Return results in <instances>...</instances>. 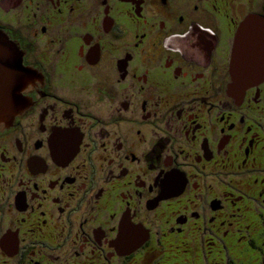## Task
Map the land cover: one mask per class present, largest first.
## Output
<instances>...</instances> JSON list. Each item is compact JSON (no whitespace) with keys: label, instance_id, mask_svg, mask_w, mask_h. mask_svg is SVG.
Listing matches in <instances>:
<instances>
[{"label":"flooded vegetation","instance_id":"flooded-vegetation-1","mask_svg":"<svg viewBox=\"0 0 264 264\" xmlns=\"http://www.w3.org/2000/svg\"><path fill=\"white\" fill-rule=\"evenodd\" d=\"M0 31L31 71L0 264H264V0H0Z\"/></svg>","mask_w":264,"mask_h":264},{"label":"water","instance_id":"water-1","mask_svg":"<svg viewBox=\"0 0 264 264\" xmlns=\"http://www.w3.org/2000/svg\"><path fill=\"white\" fill-rule=\"evenodd\" d=\"M30 77L31 71L24 66L20 49L0 31V122L12 118L21 90Z\"/></svg>","mask_w":264,"mask_h":264},{"label":"rangeland","instance_id":"rangeland-1","mask_svg":"<svg viewBox=\"0 0 264 264\" xmlns=\"http://www.w3.org/2000/svg\"><path fill=\"white\" fill-rule=\"evenodd\" d=\"M176 253H177V255L181 256L182 261H184L186 255L189 253V250L186 247L185 248L184 247H181L180 249H177L176 250ZM254 257H255V255H254ZM242 264H249V263H248L247 260H245L244 262H242Z\"/></svg>","mask_w":264,"mask_h":264}]
</instances>
